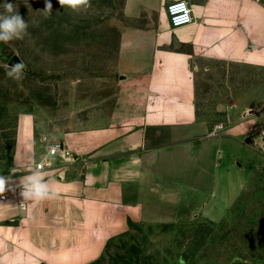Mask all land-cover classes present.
Wrapping results in <instances>:
<instances>
[{
    "label": "crops",
    "instance_id": "obj_1",
    "mask_svg": "<svg viewBox=\"0 0 264 264\" xmlns=\"http://www.w3.org/2000/svg\"><path fill=\"white\" fill-rule=\"evenodd\" d=\"M131 3L126 15L133 25L119 33V91L112 100L93 109L89 98H80L63 112L18 115L13 170L3 176L10 180L0 193L6 196L0 200V260L90 264L97 237L151 217L150 203L217 222L254 175L264 173V100L256 98L257 106L245 111L230 106L213 138L206 136L217 123L201 117L196 104L201 61L264 69V5L188 0L193 23L172 29L165 9L152 18L150 4ZM56 144L58 153L49 156ZM41 160L40 171L58 195L24 200L19 180Z\"/></svg>",
    "mask_w": 264,
    "mask_h": 264
},
{
    "label": "rangeland",
    "instance_id": "obj_2",
    "mask_svg": "<svg viewBox=\"0 0 264 264\" xmlns=\"http://www.w3.org/2000/svg\"><path fill=\"white\" fill-rule=\"evenodd\" d=\"M127 1L91 0L86 10L72 11L50 0L48 14L46 0H8L29 27L24 39L0 42V176L12 174L10 157L22 111L63 112L65 105L80 98H89L95 109L97 101L112 100L118 93L119 33L133 25L126 15ZM143 1L152 6V18L166 9L167 4L157 0ZM256 1L264 5V0ZM4 3L0 0V14H6ZM252 29L249 26L254 36ZM13 55L25 65L27 75L21 81L6 74ZM201 63L196 77L201 117L221 124L230 106L245 111L257 106L256 98L264 100V69L217 58ZM149 212L146 220L126 221L125 230L100 234L90 264H264V173L254 175L220 221L193 217L187 209L163 203H150ZM0 264L42 263L0 260Z\"/></svg>",
    "mask_w": 264,
    "mask_h": 264
},
{
    "label": "clouds",
    "instance_id": "obj_3",
    "mask_svg": "<svg viewBox=\"0 0 264 264\" xmlns=\"http://www.w3.org/2000/svg\"><path fill=\"white\" fill-rule=\"evenodd\" d=\"M58 3L63 8H69L72 11L86 10L91 7V0H58ZM17 6L13 3L5 0L4 9L6 14H0V42L5 44L14 39L22 40L28 34L29 24L26 20L16 11ZM45 12L50 14L52 12V4L50 0H46ZM9 70L7 76L21 81L27 73L24 70L25 65L23 61L8 65ZM57 151L56 147L49 148V154L54 155ZM10 180V177L0 176V193L5 192L6 183ZM22 190L20 195L24 200L39 203L46 199H54L58 195L55 189L50 188L49 184L45 180L44 174L38 169H34L30 174L23 176L19 180L18 185ZM10 190L15 191V188Z\"/></svg>",
    "mask_w": 264,
    "mask_h": 264
},
{
    "label": "built area",
    "instance_id": "obj_4",
    "mask_svg": "<svg viewBox=\"0 0 264 264\" xmlns=\"http://www.w3.org/2000/svg\"><path fill=\"white\" fill-rule=\"evenodd\" d=\"M166 15L169 21V25L172 29L184 27L193 23V14L192 9L189 3L185 0H176L168 3L166 5ZM222 124H216L213 128L208 132L207 138H213L218 135V132L222 129ZM53 147L57 148V151L54 155H56L59 151L60 144H56ZM49 156H54L49 154ZM45 167V161L41 160L36 164V169L42 170ZM5 195H0V200H5Z\"/></svg>",
    "mask_w": 264,
    "mask_h": 264
},
{
    "label": "water",
    "instance_id": "obj_5",
    "mask_svg": "<svg viewBox=\"0 0 264 264\" xmlns=\"http://www.w3.org/2000/svg\"><path fill=\"white\" fill-rule=\"evenodd\" d=\"M21 62V59L17 56V55H13L11 57V59L8 61L7 65L9 66H12L14 64H17V63H20ZM122 76H120V79H123V77L121 78ZM7 224L9 226H17L18 225V222L16 221H10V222H7Z\"/></svg>",
    "mask_w": 264,
    "mask_h": 264
}]
</instances>
